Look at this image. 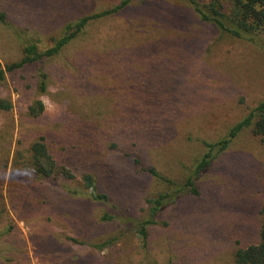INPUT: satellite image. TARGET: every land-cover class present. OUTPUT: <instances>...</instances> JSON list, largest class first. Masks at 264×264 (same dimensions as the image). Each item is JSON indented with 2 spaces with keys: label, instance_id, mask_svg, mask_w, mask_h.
Listing matches in <instances>:
<instances>
[{
  "label": "trees",
  "instance_id": "trees-1",
  "mask_svg": "<svg viewBox=\"0 0 264 264\" xmlns=\"http://www.w3.org/2000/svg\"><path fill=\"white\" fill-rule=\"evenodd\" d=\"M0 1V49L14 45L20 55L0 62V86L18 77L23 95L33 80L38 96L20 115L14 150L0 134V219L11 218L0 230V264L30 263L17 222L30 229L40 264H264V170L239 201L234 192L226 199L212 179L221 172L241 178L238 168L250 155L239 153L241 134L249 131L264 144V100L215 140L190 134L187 142L199 143L201 153L181 183L178 167L165 173L154 160L172 163L181 125L212 123L221 116L214 109L226 103L218 92L202 91L204 84H184L181 61L193 68L192 59H201L198 70L209 80L215 73L209 58L226 42L247 41L264 52V0H182L196 22L187 37H180L183 9L167 0H35L38 6L25 3L34 11L28 17L8 12L14 0ZM44 96L56 98L54 114ZM13 109L11 98L0 96V110ZM232 150L237 158L217 168ZM156 185L162 188L150 190ZM252 189L262 201L250 205ZM201 199L207 214L197 233L208 230L206 245H220L224 254L206 255L202 243L188 248L180 241L194 232ZM159 227L166 237L155 238ZM169 236L180 255L161 263L156 251Z\"/></svg>",
  "mask_w": 264,
  "mask_h": 264
},
{
  "label": "rangeland",
  "instance_id": "rangeland-1",
  "mask_svg": "<svg viewBox=\"0 0 264 264\" xmlns=\"http://www.w3.org/2000/svg\"><path fill=\"white\" fill-rule=\"evenodd\" d=\"M11 1L13 0H10V2ZM14 1L16 2L17 7H15V10H9L8 12L10 14H23L27 16L34 12L27 9L25 7V3H29L34 6L35 0ZM60 1L66 2L67 0ZM166 2L168 6L178 8L180 5V8L183 9L181 10L182 14H180V26L182 27V30H180V37L189 36V33H186V29L191 30L192 28H194L196 22L191 16V13L189 12L188 8H186V6L184 8V2H182V0H167ZM0 4H2L1 1ZM3 4L5 3L3 2ZM35 5L37 4L35 3ZM200 27L203 28V33L208 34L211 37L214 36L213 38L214 40H216V36L213 35L212 31L209 30L210 28L208 26ZM261 38L262 45H264V32L262 33ZM226 43H228L227 47L229 49H224V51L219 56L217 55V57L213 52L211 54L212 57L210 56L209 58V64L211 66L213 65L215 71V73H213L212 77H210L209 80L204 78L203 74L198 70L199 65H201L202 63L201 59H199L198 57H194V59H192L193 68H187L186 63H188V59L181 61L184 68L180 70V79L183 78L182 82H184V84L185 82L189 84H204L205 86L202 91H207L206 93L218 92V96L221 99L225 98L226 103L225 105L220 106L219 109H214V111L218 110L221 116L217 117L216 120H211L212 123H193V126L191 127H185L181 125L182 127L180 128V148L175 151V154L170 155V161H173L172 163L162 162L161 160H159V158H154L155 164H157V166H159V168L165 173H172L170 172L171 169L168 168L169 166H173V168L178 167L179 169H177L174 174L175 176L180 178V183L187 176L186 167H190V165H192L193 159H195V157L201 153V150L199 149V143L194 141L187 142L186 139L189 137L190 134L194 137L195 140H215L218 136L221 135L222 130L225 128V126H229L237 118L245 116V114L249 112L250 109H252L257 103L264 100V52L262 50H259V48L257 49L254 45L247 41L236 40L229 41ZM226 50H230V54L227 57H223V54ZM181 56L182 52H180V57ZM204 56L209 57V53L204 54ZM19 57V52L14 45L9 46L7 49H0V62L2 64H5L7 60L18 59ZM24 74L27 78H32V73L25 72ZM16 80H19V78L10 77L8 78V81L5 85L0 86V96H8L14 103V109L11 112H5L0 110V134L5 133L8 137H10V141L13 140V150L17 143V139L19 138V132L22 130L20 115L23 114L28 104L33 102L38 97L37 91L33 87V80L27 81L25 83L24 86H26V88L24 90L23 95H20L17 91L18 85ZM28 84L32 85V88L27 89ZM184 84L181 85L180 91ZM222 90H224L223 93ZM51 93L54 94V92ZM196 94L193 93V96L190 97L194 98L196 97ZM64 95H67V92H58V96ZM189 95H191L190 92ZM43 99L45 100L47 109L50 110L51 114H54L57 110L56 98L53 99L44 96ZM184 112L185 109L180 103V113L184 114ZM236 140V146L240 148L239 153H246V151L250 153V155L247 157L248 161L246 163H242L241 167L238 168V175H240L241 178L234 180L233 178L222 177L220 176L223 174L221 172V174L213 175L212 179L217 178L218 183L221 184V188L226 190V199H231L230 193L234 192L232 194H235V198L239 201L241 199V193L244 192L245 189H250L253 187V180H260V177L264 170V144H262L260 138L254 137L249 131H246L241 134ZM236 158V152L232 150L231 154L225 156L223 159L219 158L217 160V164L215 163V166L218 168L222 162H224L223 166H230ZM220 159L221 161H219ZM243 185H246V187L242 188ZM161 188L162 187L156 185L151 187L150 190ZM67 189H71L72 191L79 190L76 186H70ZM144 196H146V194H144ZM260 199L262 201V198L258 199V196L252 189L250 191L248 201L250 202V205ZM199 204L200 207L192 214L196 221L194 232L192 234L190 233L180 237V241H186L188 248L194 247L196 242L202 243L205 247L204 253L206 255L210 253L224 254L223 251H221L220 245L214 244L213 246H211V243L210 245H206L205 242L210 241L209 239L211 236L208 230H205L204 233H197L198 229L196 228V225L199 222V217H205L207 214L203 211L205 202H203V200L201 199ZM190 205L191 203L185 205V209L191 208ZM133 207L137 208L138 210H141V205ZM10 223L11 218H5L3 220L0 219V230L2 231L4 228L8 227ZM17 224L22 232V238L28 244L27 254L30 258L29 264H40L38 262V259L35 258L36 251L30 245V229L26 227L22 222H17ZM160 226L163 225L161 224ZM155 232L158 234L155 235V238L158 239L162 236L166 237V235H168L169 233V231H166V229H164L163 227L156 228ZM172 238V236H169V242H166L163 248L156 251V257L161 263H163L169 258H174L178 252L180 255V251H177L175 247H172V244L174 243V240ZM132 241L134 243L135 241H137V239L133 238ZM137 247L141 248V244L137 245ZM91 257H94V255L92 254ZM203 264L211 263L209 262V260H206Z\"/></svg>",
  "mask_w": 264,
  "mask_h": 264
}]
</instances>
